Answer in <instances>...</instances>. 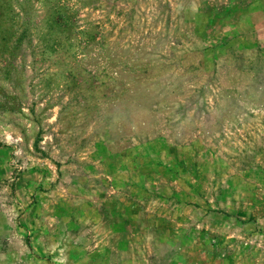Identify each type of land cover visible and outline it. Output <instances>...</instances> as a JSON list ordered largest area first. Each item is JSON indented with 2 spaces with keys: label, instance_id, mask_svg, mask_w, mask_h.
Segmentation results:
<instances>
[{
  "label": "rangeland",
  "instance_id": "obj_1",
  "mask_svg": "<svg viewBox=\"0 0 264 264\" xmlns=\"http://www.w3.org/2000/svg\"><path fill=\"white\" fill-rule=\"evenodd\" d=\"M0 264H264V0H0Z\"/></svg>",
  "mask_w": 264,
  "mask_h": 264
}]
</instances>
